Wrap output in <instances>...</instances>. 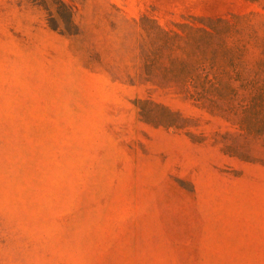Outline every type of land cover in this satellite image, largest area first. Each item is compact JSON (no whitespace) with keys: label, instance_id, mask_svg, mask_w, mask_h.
Wrapping results in <instances>:
<instances>
[{"label":"rangeland","instance_id":"1","mask_svg":"<svg viewBox=\"0 0 264 264\" xmlns=\"http://www.w3.org/2000/svg\"><path fill=\"white\" fill-rule=\"evenodd\" d=\"M0 264H264V0H0Z\"/></svg>","mask_w":264,"mask_h":264},{"label":"trees","instance_id":"2","mask_svg":"<svg viewBox=\"0 0 264 264\" xmlns=\"http://www.w3.org/2000/svg\"><path fill=\"white\" fill-rule=\"evenodd\" d=\"M59 4H60V7L64 8V12L63 13H59V14L57 13L58 16L60 18H63V20H64V22H66V24H70L71 15H70L69 10H67V7L65 6L64 3L60 2Z\"/></svg>","mask_w":264,"mask_h":264}]
</instances>
